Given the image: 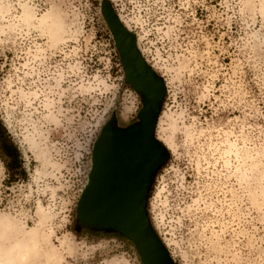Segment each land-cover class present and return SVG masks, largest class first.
<instances>
[{
	"label": "rangeland",
	"instance_id": "obj_1",
	"mask_svg": "<svg viewBox=\"0 0 264 264\" xmlns=\"http://www.w3.org/2000/svg\"><path fill=\"white\" fill-rule=\"evenodd\" d=\"M104 1L166 87L146 211L173 263L264 264V0H0V119L25 169L7 184L0 161V262L142 264L77 216L102 128L142 108Z\"/></svg>",
	"mask_w": 264,
	"mask_h": 264
},
{
	"label": "water",
	"instance_id": "obj_2",
	"mask_svg": "<svg viewBox=\"0 0 264 264\" xmlns=\"http://www.w3.org/2000/svg\"><path fill=\"white\" fill-rule=\"evenodd\" d=\"M102 13L119 52L127 83L139 94L137 121L106 124L92 151V168L78 204V222L90 231L119 233L136 247L142 264H174L152 228L146 203L152 178L167 152L155 136L166 87L140 53L136 37L109 2Z\"/></svg>",
	"mask_w": 264,
	"mask_h": 264
},
{
	"label": "trees",
	"instance_id": "obj_3",
	"mask_svg": "<svg viewBox=\"0 0 264 264\" xmlns=\"http://www.w3.org/2000/svg\"><path fill=\"white\" fill-rule=\"evenodd\" d=\"M0 161L7 171V184L25 175L21 152L0 119ZM94 232H100L95 231Z\"/></svg>",
	"mask_w": 264,
	"mask_h": 264
},
{
	"label": "bare ground",
	"instance_id": "obj_4",
	"mask_svg": "<svg viewBox=\"0 0 264 264\" xmlns=\"http://www.w3.org/2000/svg\"><path fill=\"white\" fill-rule=\"evenodd\" d=\"M16 252H18V251H16ZM18 253H16V255H17ZM10 258V257H9ZM24 259V258H23ZM19 260V259H18ZM21 261H24V260H21ZM5 262V261H4ZM27 262V261H26ZM0 264H17L14 260L12 261V260H8L6 263H3V262H0Z\"/></svg>",
	"mask_w": 264,
	"mask_h": 264
}]
</instances>
